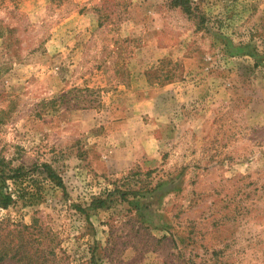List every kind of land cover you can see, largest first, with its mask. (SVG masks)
I'll return each instance as SVG.
<instances>
[{
	"label": "rangeland",
	"instance_id": "1",
	"mask_svg": "<svg viewBox=\"0 0 264 264\" xmlns=\"http://www.w3.org/2000/svg\"><path fill=\"white\" fill-rule=\"evenodd\" d=\"M18 168L43 264H264V0H0Z\"/></svg>",
	"mask_w": 264,
	"mask_h": 264
},
{
	"label": "trees",
	"instance_id": "2",
	"mask_svg": "<svg viewBox=\"0 0 264 264\" xmlns=\"http://www.w3.org/2000/svg\"><path fill=\"white\" fill-rule=\"evenodd\" d=\"M174 2L177 5L185 6L187 0H174ZM41 167L46 179L65 192L62 178L57 175L52 167L47 164H43ZM27 174L19 168L9 170V173L6 170L0 171L1 209L7 210L13 201L16 200L14 194L7 190V182H18L23 177H26ZM32 227H22L20 224L12 223L11 221H0V264L5 261H14V264H43L48 261L44 252H40L38 248L33 246L38 239L37 233H35L36 228Z\"/></svg>",
	"mask_w": 264,
	"mask_h": 264
}]
</instances>
